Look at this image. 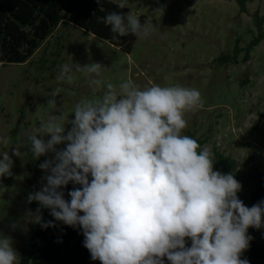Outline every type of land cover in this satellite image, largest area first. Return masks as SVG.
<instances>
[{
  "label": "clouds",
  "instance_id": "9594fccd",
  "mask_svg": "<svg viewBox=\"0 0 264 264\" xmlns=\"http://www.w3.org/2000/svg\"><path fill=\"white\" fill-rule=\"evenodd\" d=\"M117 6L125 8V0ZM103 23L121 37L147 38L154 27L142 25L131 12L112 11ZM102 68L100 63L63 64L57 80L71 82L73 71L85 72L100 86ZM48 105L54 109L55 100ZM201 105V93L193 88L107 83L101 99L75 105L66 135L62 115H50L26 133L32 158L54 153L39 165L50 174L28 202L49 209L56 221L79 226L84 247L101 264H164V257L170 264H249L241 256L252 240L248 229L264 226V200L245 206L234 175L214 170L213 153L182 134L185 113ZM13 154L26 153L15 149ZM0 156V177L10 176L13 161L7 151ZM70 182L82 187L70 191L67 201L60 189ZM36 212L39 223L40 209ZM0 264H19L6 236H0Z\"/></svg>",
  "mask_w": 264,
  "mask_h": 264
},
{
  "label": "rangeland",
  "instance_id": "374dc122",
  "mask_svg": "<svg viewBox=\"0 0 264 264\" xmlns=\"http://www.w3.org/2000/svg\"><path fill=\"white\" fill-rule=\"evenodd\" d=\"M125 3L128 13L144 16V24L154 26L147 38H137L130 53L61 22L27 62L0 66V153L7 151L13 161L12 174L0 177V236L11 239L19 263L39 224L33 219L36 210L40 216L44 210L36 201L29 203L28 195L41 190L46 184L43 178L50 174L39 165L54 159L52 152L32 158L26 133L39 129L50 115H62L66 135L75 105L101 99L107 83L198 90L202 105L185 113L187 127L182 134L208 148L214 162L219 156L234 162L232 174L242 185L237 195L245 206L257 175H264V40L243 59L244 48L258 34L257 19H262L264 31V0H245L243 13L235 0ZM236 42L241 50L236 61L220 63L221 55H232ZM90 63L103 67L100 86L91 84L97 77L85 72L73 71L71 82L57 80L63 64ZM50 99L55 100L54 109L48 105ZM42 138L47 141L50 135ZM65 147L66 142L56 146ZM15 149L26 154L15 156ZM248 233L264 244V226L250 227Z\"/></svg>",
  "mask_w": 264,
  "mask_h": 264
},
{
  "label": "trees",
  "instance_id": "16d2710c",
  "mask_svg": "<svg viewBox=\"0 0 264 264\" xmlns=\"http://www.w3.org/2000/svg\"><path fill=\"white\" fill-rule=\"evenodd\" d=\"M235 2L240 12H245V0ZM117 5L109 0H0V66L27 62L61 22H69L120 51L130 53L137 37L132 34L123 37L115 35L110 26L103 23V18L112 11L125 15L128 13V8L120 9ZM138 18L143 25L144 16ZM255 24L258 34L244 48V60L253 47L264 40L262 19H257ZM240 51L236 42L232 55H221L218 60L222 64L235 62ZM234 165L230 159L219 156L214 162V170L232 173ZM81 187L70 182L60 191L64 193V199L70 201L68 193ZM262 200L264 175L259 174L246 206L252 207ZM41 217L28 248L22 251L23 260L19 264H101L99 260H93L84 247L85 237L79 226L72 227L56 221L47 208H44ZM48 221H52L55 226L42 227ZM190 246L191 240L186 238V247ZM245 258L249 264H264V244L252 239L249 248L242 254V259ZM163 260L164 264H170L166 257Z\"/></svg>",
  "mask_w": 264,
  "mask_h": 264
}]
</instances>
